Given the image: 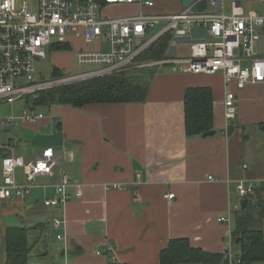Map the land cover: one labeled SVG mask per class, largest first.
Returning <instances> with one entry per match:
<instances>
[{"label":"crops","instance_id":"obj_1","mask_svg":"<svg viewBox=\"0 0 264 264\" xmlns=\"http://www.w3.org/2000/svg\"><path fill=\"white\" fill-rule=\"evenodd\" d=\"M96 1L99 12L113 18L183 9L182 0H153L151 7ZM240 3L244 10L264 12V0ZM166 23L162 19L148 36ZM187 39L171 38L165 57L189 56ZM80 40L72 34L75 54L85 47ZM256 51L264 56V33ZM167 64L153 75L144 101L55 104V138L46 145L57 159L54 175L39 177L47 187L24 200L0 198V264L7 259V230L15 227L28 228V259L33 264H105L112 257L119 264H161L160 251L179 237L193 247L224 253L227 259L241 256L233 237V206L240 200L236 180L252 178L256 188L264 185V130L259 126L264 121V84L236 89L237 114L228 120L224 95L234 86L226 87L221 73H186ZM204 86L211 89L215 133L188 135L184 95L190 87ZM63 174L70 178V200L60 207L39 204L42 197L54 196L50 184ZM167 192L174 197H163ZM256 194L249 198L253 211ZM259 196L264 200V190ZM257 212L260 218L254 224L264 239V213ZM222 215L229 216V222H219ZM6 218L22 226L7 225ZM54 218L62 224L55 225ZM51 232L55 241L48 239ZM108 245L113 251L104 250Z\"/></svg>","mask_w":264,"mask_h":264},{"label":"built area","instance_id":"obj_2","mask_svg":"<svg viewBox=\"0 0 264 264\" xmlns=\"http://www.w3.org/2000/svg\"><path fill=\"white\" fill-rule=\"evenodd\" d=\"M105 1L108 4L154 5L153 0ZM240 1L207 0L202 11L194 9V2L168 15L140 12L113 18L99 12L96 0H36L34 4L23 0V7L18 11L15 0H0V104H13L26 97L33 104L30 114L23 110L19 117L0 115V128L11 124L16 118L41 120L43 116L35 112V98L32 96H37L42 90L132 67L146 68L160 63L176 65L186 73H221L225 86H234L226 90L223 102L226 119H234L237 114L235 90L244 89L248 84H264V56L256 51L260 36L264 33V12L244 10ZM227 3L229 10L225 9ZM162 19L167 20L166 25L158 33L148 36V32ZM168 32L173 39L188 38L189 56L137 60L160 35ZM72 34L81 36L87 44L106 42L108 49H80L76 52L78 64L94 66L89 71L38 80L35 77L36 62L46 57L47 49H58L61 44L69 45L66 39ZM3 151H7V154H2ZM56 164L55 152L50 146L27 158L0 142V198L24 200L34 190L45 189L47 185L40 184L38 178H51ZM18 170H21L24 182L18 181ZM50 185L54 196H44L40 203L44 207L65 206L71 198L68 191L71 185L69 176L63 174ZM256 186L252 178L236 180L240 199H249ZM163 197L172 199L174 193L167 192ZM233 209L234 212L240 209V200ZM217 220L229 222V216L222 215ZM62 222L59 218L53 219L55 225ZM57 238L61 236L57 235ZM104 250L113 251V247L108 245ZM97 253H101V250H97ZM226 263L244 264V261L240 257H230Z\"/></svg>","mask_w":264,"mask_h":264},{"label":"trees","instance_id":"obj_3","mask_svg":"<svg viewBox=\"0 0 264 264\" xmlns=\"http://www.w3.org/2000/svg\"><path fill=\"white\" fill-rule=\"evenodd\" d=\"M172 38L171 33H164L142 52L137 60H160L165 57L166 50ZM69 45L61 44L60 49H68ZM53 76H62V72L55 68ZM149 85L136 83L129 79L125 70L86 80L51 87L40 91L35 97L36 104L46 102L50 105L63 104L82 107L89 103H118L144 101ZM185 127L188 135H201L213 129V98L211 89L204 87H190L185 95ZM264 130V121L259 124ZM264 185L257 187L256 194L260 213H264V200L259 196ZM252 194V195H253ZM251 196V195H250ZM251 200V198H250ZM253 203L248 202L245 209L236 210L233 237L240 238L237 245L240 247V258L244 263L264 262V239L261 229L254 224ZM25 227L9 228L6 233L7 259L4 264H33L29 262L30 247L27 242ZM168 244L159 253L161 264L199 263V264H227L224 253L205 251L193 247L187 238L170 239ZM105 264H119L108 261Z\"/></svg>","mask_w":264,"mask_h":264},{"label":"rangeland","instance_id":"obj_4","mask_svg":"<svg viewBox=\"0 0 264 264\" xmlns=\"http://www.w3.org/2000/svg\"><path fill=\"white\" fill-rule=\"evenodd\" d=\"M36 0H28L30 4H34ZM16 10H21L23 7V0H15ZM35 7V6H34ZM157 28L152 30L154 33ZM67 42L69 43L68 49H51L46 51V57L36 62L37 72L35 77L38 80H51L54 78L53 71L58 68L62 72V76L75 75L89 71L94 66H83L78 64L75 58V52L73 53L72 35L67 36ZM83 40V39H82ZM74 43L76 40L73 41ZM81 42V40L79 41ZM85 47L81 49H103L107 50L108 43L106 42H93L85 43L82 41ZM81 42V43H82ZM168 53V49L166 55ZM169 58V57H168ZM171 58V57H170ZM143 61V60H142ZM169 65L167 63H160L154 66H146V68H129L124 69L129 79H133L136 83L144 85L150 84L153 75L159 72L160 69H166ZM75 82V81H73ZM55 87V86H54ZM33 104L30 103L29 98L18 100L13 104L2 103L0 104V115L1 116H15L19 117L23 110H27L30 114L31 107ZM55 105H50L46 102L40 104H34V110L36 113H41L43 118L39 121L34 120H22L16 118L11 124L0 128V142L5 145L12 147L16 154H21L26 157H31L35 154L40 153L41 149L46 145L52 144V140L55 138V115L53 109ZM54 119V121H53ZM52 122L47 124L46 122ZM249 131V130H247ZM250 129L249 132H251ZM247 133V132H246ZM55 145H53L54 147ZM17 178L19 182H24V178L21 175V170L17 171ZM33 197V196H32ZM29 200V199H28ZM30 202V201H28ZM42 205V203H39ZM43 206V205H42ZM260 207L256 206L254 210L255 223L258 225L259 216H257ZM258 217V219L256 218ZM49 234V233H48ZM54 232L48 236V239L55 241ZM32 243V242H30ZM251 264H264V262H252Z\"/></svg>","mask_w":264,"mask_h":264},{"label":"water","instance_id":"obj_5","mask_svg":"<svg viewBox=\"0 0 264 264\" xmlns=\"http://www.w3.org/2000/svg\"><path fill=\"white\" fill-rule=\"evenodd\" d=\"M196 2V4L194 5V9L196 11H202L203 9H205L206 7V3L207 0H182V6L183 8H187L189 5H191L192 3ZM32 97H36V96H32ZM215 133V130H209V131H205V133H203V136L205 135H212ZM2 154H7V151H3ZM249 199L248 198H242L240 199V209L243 210L246 208L247 204H248ZM5 224L7 225H19L22 226L21 223H18L17 220H15V218H6L4 219ZM240 240L239 237H237V239H235L236 243H238Z\"/></svg>","mask_w":264,"mask_h":264}]
</instances>
